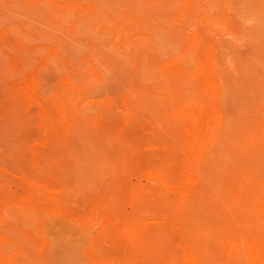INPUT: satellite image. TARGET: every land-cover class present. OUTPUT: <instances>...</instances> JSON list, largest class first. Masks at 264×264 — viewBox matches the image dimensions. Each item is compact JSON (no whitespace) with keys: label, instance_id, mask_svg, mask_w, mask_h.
<instances>
[{"label":"rangeland","instance_id":"1","mask_svg":"<svg viewBox=\"0 0 264 264\" xmlns=\"http://www.w3.org/2000/svg\"><path fill=\"white\" fill-rule=\"evenodd\" d=\"M16 1L18 2V4H16ZM19 1H21L22 4L23 3L30 4L29 2H31V6H33V8L31 7L33 14L39 13L38 15L41 16L40 14L42 12L43 13L45 12L44 16L42 18L43 21L46 20L44 17H46L45 15H47L46 14L47 11H48V15H49V13H51L53 11L52 14H50V17H52V18H50V17H49L50 19L47 18L48 23H47V20H46V22H40L39 21L40 18H38L35 14L34 15L30 14L31 9H30L29 5L28 6L26 5V7H27V9H30V10L28 11L25 8L26 9V10H24L25 14L23 13V11L19 12L20 9H23V7ZM40 1L44 2V5H45V3H47L48 5L46 4L47 6H45V7L41 6L43 3L41 4ZM99 1H102V2H99ZM111 1L112 2L114 1V2L110 3ZM138 1L139 0H126V1L125 0H15L14 4L16 6L14 8L17 11V13H16V11L13 12L15 18L13 16H11V18L5 17V14L0 15V50H1V52L3 51L2 53H4V51H7L8 53H9V51H11L10 52L11 54L9 53L11 55L10 57H12L11 58L12 59L11 68L14 67L17 70L20 69V71H19L20 74H18V77L16 78L15 76H17V75L15 73L17 70L12 68L13 70H15V73L12 72L15 75H13L10 72L9 78L12 79V82L10 79H8L9 80L8 81L9 82L8 88L9 87L11 88V90L10 89L9 90L13 94H15V92H16V96L15 95L12 96L11 93H9V92L5 93L6 91L3 92L4 89L1 92V87H2L1 81H2V79H3V81H5V78H3V77H2V79L0 78V109L7 108V112H9V110H14V109L20 110L22 108L21 106H23V108L25 109L24 112L23 111L21 112V110L19 111L22 114L21 118L16 117L17 120L22 119L20 122L15 121L16 120L14 118L16 116L15 111H14L15 113L13 114V117L11 116L13 111H11V114L10 113L6 114V115L10 114L11 117H9V118L7 117L6 120L7 119L12 120V123L14 122V124H13L14 126H12V127H15V129L14 128H12V129L8 128V126H9L8 125V126H2L3 127V128H1L2 130H0V134L3 133L2 138L4 139V142L6 141V138H7V140L10 141V144H9V141H7V143H4L1 141L2 138L0 137V149L3 150L2 152L0 151V153H1L0 158L2 157L1 159L3 160V162H5V163H2L1 162L2 160L0 159V264H151L150 260H152V258L155 257V255H156V257H155L156 259L154 258L155 261L152 260V261H154L153 262L154 264H157L155 262H159L158 264H160L161 262L163 264L164 263L167 264L163 260H167V262H169V264H171V262L173 264H181V263L182 264H186V263L189 264V262L186 261L187 259L185 257V253L183 252V250L181 248V245L178 249L177 248L178 246L176 245L177 247H175V244H173V243H176V244L178 243V241H177L178 239L174 238L175 236H171V237H173L171 239L172 243H170L171 240L167 241L166 237L163 238L164 242H168V246H169V250H167L165 253H159L156 250L155 245L152 244L151 245L152 248H151L150 245L148 246V244L145 241H143L144 242L143 244L146 243V245L144 247L141 243L142 241H138L139 244L141 243L140 244L141 246L139 249V246H138L139 244L135 243V242L137 239L138 240H140V239L138 237L136 240L135 239L133 240L132 237L134 236V233H133L134 230L129 229V226H130V228H132L131 225L133 226L132 223H129V222H132V217L134 215V213H133L134 210H132L133 209V205H132L133 204V202H132L133 201L132 200L133 194L131 192L125 191V190H124V192L122 191L123 194H117V193L114 194L113 191L112 192H109V191L104 192L105 188L102 189L103 187H101L104 183H103V181L101 182V180H99V177L97 175L93 174V176L90 177L87 175V172L84 170L85 168L83 169V171L81 170L83 168L82 167L83 162L80 163L82 165V166H79L80 170L78 169V164H79L78 162H81V161H78V158L72 159V156L73 157L76 156L75 153L73 152V150L75 149L74 145L77 146V142L70 140L71 132L68 129V127L66 126L65 112L63 110V107H65L67 104L65 102V101H67L66 99H69V96H66V95H69L68 94L69 83L67 80L70 78L68 76H71L70 75L71 73H69V72H71V70L69 69L68 63L65 60H62L63 58L60 59V57L59 58L57 57L58 51L61 52V49H59L58 47H61L60 43L65 42V40L67 41L66 38L68 36L72 35L73 39H68V40H70L69 43L71 41H73V42L76 41L73 44H76L77 48H73V44H72L71 49H73V50L78 49L77 50L78 52H76V50H74L73 52H76L79 54V56H80L79 62L81 63L83 61L89 60L90 57H93L94 56L93 52H97L98 48H99L98 52H100L101 50L104 49V47H103L104 43L103 44L100 43L101 45H99L97 41L102 42L101 37L103 36L102 35L103 31H110L111 36L112 35L114 36L112 38L113 40L117 39L116 41L118 43H121V44L128 43V44H130L131 49L135 50L134 57L136 59V63H137L138 58L141 59L142 57H145L144 55H146L145 59L147 61L145 60V63H147L148 65H151V63H152L151 59L155 55L154 51L152 50V47L154 44H152L151 41L152 42L154 41V43H155L158 41V39L160 40L162 38L163 41L167 40V42H168V40H170V42H174V43H172L173 45L169 44V47H170L169 49H172L170 51H169L167 45L165 48L161 43V45L163 46V49L161 48L162 53L168 52L171 55H169L168 53L166 54L169 56V57L167 56L168 59L163 57L164 54L160 55L158 57L159 58L158 63L155 66V69H156L155 73H157L158 70L159 71L161 70V72H158L157 74H159V73L161 74L162 72H164L167 75L162 73L161 74L162 76L157 75V80H153V78L147 77L146 81H144V82L142 81L143 82L142 84H146V85H148V84L152 85L155 83L163 84L164 80H165V84L169 83L167 86L169 89L171 87V89L169 90L167 95L168 96L172 95V94L174 95V96L172 95L173 98H171L174 100L173 101L174 104L172 102L171 105L168 106L171 108L168 109L166 114L170 115V117H172V119L174 120V123L176 124V129L172 135H168V136L164 135L163 137H160V138L152 135V132H154V134L157 135L156 130L159 131L158 128H154V126L158 127L155 125V122H153V120L156 121V119L153 117H152L153 119L150 118L152 115L150 114V112H148L149 110L142 108L140 105H138L139 103H137L138 101H136L137 100L136 98H131V97H134V95H135L134 92L136 90H134V88L138 89L141 87L140 86L141 84L140 85L136 84V82H138V83L141 82V80H139L140 76L138 77V75H136V72L134 74L136 67L134 68V70L129 72V75L130 76L132 75V77H133V79H132V77L129 78V79H132V81L128 80L129 86H126V87L121 86V88L124 87L125 90H123V88L121 89L120 86L119 87L117 86L114 89L116 91V94L114 93V95L111 94L114 90L110 91V93H109L110 95H105V94H108V93H106L107 89L104 90V88H103V90H101V88H96V90L102 91L100 93H99V91H97L100 94V96H99V94L97 92H94L95 89L90 90L89 88H87L83 85L77 84V82H76L77 85L75 84V87H72L75 90V94H77V96L75 95L73 98L74 101H73V99L71 100L74 102V104H73V106H74L73 111L74 112L80 111L86 107V109H88L89 112L87 110H85V114H93L97 118L98 117L101 118V116H105V117H103V120L105 123H108V124H105V126L106 125L108 126L110 124V126L106 127V129H107V131L111 132L112 135L105 139L106 143H105V140L104 141L102 140V144H103L102 147L104 149V150L102 149V151L105 153L110 152V156L114 157L115 158L114 161L117 163H122L123 160L126 162V160H127L126 163H128V165H127L128 167L126 169L127 171H124V173L128 174L127 175L128 180L132 179L131 184H133L134 187H135V185H137V183H138V185H140V183H141L140 186H143V185L146 186L147 185V187H142V188H149L150 186H152V187L154 186L155 188L154 187L153 188L150 187V188L154 189V191H156V192H160L159 190L161 187L159 188L157 186L158 185L160 186V184L162 186L163 183H161V181L158 179L154 180V179L150 178L149 173L152 170L151 168L153 167V165L155 163L158 164L160 162V160H161V162L159 164H163L162 161L164 159H165L164 162L165 163L167 162L169 165L170 164L169 160L167 159V161H166L167 154H169L168 158H171L173 160L174 165H176V166L181 165L185 155L187 154L186 153L187 142L190 141V139L192 140L193 137L203 136V138H204L206 136L204 139L207 140L206 144H208V146H210L208 149H206L208 147L206 145L207 147H200V148L196 149L195 153L193 151L191 152L194 154V156L200 154L199 157L196 156V159L200 158L198 160H195V157L193 156L194 161H197L198 164L206 163L205 158H207L208 155L210 156V157H208L209 160L211 159V157L213 155H214L213 160H217V159H219L220 153L223 152L222 150H226V148L230 149L231 147L233 149L235 147L234 145L241 144L242 143L241 138L243 136L240 135V132H239L240 129H241V131H243V135H245V131H246V134H247V136H249L250 139L254 138V136L256 134L255 130L252 131L251 128H248L246 125L245 117L241 116L238 110H235L232 108L234 107V104H235L234 100H236L234 98H237L236 94L238 91H236V90H240V86H241L244 89L243 91L245 92V95H247V97L244 95L245 99H243V100L247 101V99H248V101H249L251 98H252L251 100H253V98H254L253 101L250 100V102H251L250 107H255V110L257 109L256 111H258V112L260 109H261L260 112L262 110H264V107H262V105L260 106V104H259V101H262V99L264 98V96H263V98L261 97V95L264 93V90H263L264 84H263V82H261V79L262 80L264 79V0H145V3H143L142 5L140 3H138ZM37 2H39V3L37 4ZM105 2H108L109 5ZM116 2L119 3V6H118V4H116V7H115L114 3H116ZM142 2H144V0ZM161 2H163L162 5H161ZM101 3H105L104 6L106 7L107 10L105 8H102L104 6ZM121 3H123L122 7L120 5ZM157 3H160L159 6ZM25 4H23V6ZM39 4L42 7V9L39 8ZM34 5L35 6L38 5L37 8H39L40 11L41 10L42 11L40 12L39 9H37L39 11L37 13V10H36ZM17 6L18 7L21 6L22 8L19 7L20 8L19 9ZM110 6H112V7H110ZM154 6H155L156 10H155ZM162 6H164L163 8H165V9H167L169 7V10L167 9L166 10L167 12H166L165 10L162 9ZM98 7L102 8V9H100ZM160 7L162 10L160 9ZM16 8H18V10ZM112 8L115 9V10H113V12L115 11L114 15L112 12ZM125 8H126V10H125ZM45 9H47V10H45ZM68 9H72L73 11L71 10V13L69 14V13H67ZM54 12H55V15H54ZM22 13L24 14V16L20 15ZM26 13H28L27 15L29 17H27ZM65 13L68 17H70L69 15H71V18H72V20L70 21V19L66 16L68 18L67 20L65 19L67 21L66 24L63 23V21L66 22L64 20ZM103 13L106 14V16L108 15V18L110 19L109 22L112 21V24H114V26H112V24H111V26L107 25L106 22L104 23V21L107 20L106 18L103 21L102 20L103 18L98 17V16H100V14L102 15ZM145 14H147L146 15L147 17L145 16ZM150 14H151V16L149 18L148 16ZM31 16L32 17L35 16L36 19H33ZM96 17H98V18H96ZM27 18H28V20H29V18L32 19V20H30L31 24L29 23V21H27ZM128 20L130 21V23L128 22ZM34 22H40L43 25L42 24L39 25V23H34ZM88 22H89V24H88ZM45 23H47V24H45ZM80 24H81V26H80V30H79L78 25H80ZM27 25H30V27H27ZM53 25H55V26L59 25V27H54ZM168 25H171V26H168ZM34 26H35V28H33ZM43 26H46V27L48 26L50 29L47 27L48 29L45 30L46 27L42 28ZM116 26H117V28H116ZM37 28H38V30H36V33H35L34 30ZM53 28H54V30H52ZM77 28H78V30H77ZM81 28L82 29L84 28L86 31H84V29L82 30ZM161 28L163 29V31ZM42 29H43V31H42ZM148 29H149V31H147ZM164 29L166 32H164ZM132 30L133 31L135 30V32H133ZM18 31H20L21 36H20V33ZM51 31L52 32L54 31V32L52 33ZM60 31H62V32L59 33ZM80 31L86 32L88 35L93 37L92 38L93 40L90 37H86L88 35L83 33V32H80ZM38 32H40V33H38ZM76 32H78V33H76ZM79 32L82 34H80ZM93 32H94L95 36L93 35ZM98 32H100L99 34H101L102 36H100L98 34ZM161 33H163L162 35H164L165 38H167V39H163L164 37H156V34L158 36H160ZM24 34L25 35L27 34L28 36L23 37ZM51 34L53 35V37ZM29 35H30V37L33 36L34 38L33 37H32V39L29 38ZM82 35H84V36H82ZM98 36H100V37H98ZM42 37H43V40L41 39ZM96 37L100 38L101 40L98 38L96 39ZM142 37H144V39H142ZM27 38H28V40L31 39L32 41L30 40V43L34 42V44H30L27 41ZM61 38H62V41H61ZM134 38H140V39L134 40ZM24 39H26L27 43H25L26 41ZM35 39L37 41H35ZM95 39L97 41H94ZM145 39H146L147 43L145 42ZM124 40H126V41H124ZM43 41H44V43H43ZM81 41H82V44H81ZM86 41H87V44L89 43L88 46L86 45ZM167 42H165V43L163 42V43L166 44ZM3 43H5V44L3 45ZM28 43H29V45H28ZM142 43H143V45H142ZM79 44H80V47L83 45L82 47H84L85 53H83V49H81V50L79 49ZM149 44H151V46ZM159 45H160V41H159ZM37 46L38 47L42 46V48L40 47L38 51L40 52L42 50L43 52L41 51L40 53H45V54H40L38 56L37 54H39V52L37 51V48H38ZM99 46H101V47H99ZM138 47H139V49H138L139 51L136 50ZM24 49H25V52L27 49L30 50L29 52L28 51L26 52L27 53L26 57L24 55H22L25 53ZM33 49H36V50H34L36 52L34 54L32 51V53H33V55H32L31 50H33ZM95 49H97V50H95ZM45 50H46V52H45ZM144 53H146V54H144ZM147 53H148V55H147ZM4 54H7V53H4ZM54 54H55V58L57 57L58 60L60 59L62 61L61 63L66 64L65 68L68 67L69 71L67 73L65 71L63 74H61V75L59 74L56 77H54L53 79H50V78H48V79L44 78L43 79L42 77L45 76L47 73L48 74L51 72L53 73V69L55 68V66L52 63L55 61V58H53L54 56L50 57L51 59H53V60H51L49 58V56H52ZM20 55H22L21 57L23 60H24V58H27L25 60L28 62H29L28 55L30 57L36 58L35 59L36 61L33 58H29V59H31V62L35 63V64L31 63V65L33 64L34 66L33 65L29 66V69H28L29 72H27L28 70H26L23 67L22 63L20 62L21 61ZM35 55H37V56L35 57ZM83 55H85V56H83ZM23 56H24V58H23ZM76 56H78V55L76 54ZM230 58H232V59L230 60ZM24 61H23V64H24ZM26 61H25V63H27ZM221 61H222V63H224V65L221 64ZM56 62H57V60L55 61V63ZM161 62H162V64H160ZM80 63H78L77 65H74L73 69H76ZM64 64H63V66H64ZM27 65H29V64H26L24 66H26L28 68ZM97 65H100V64L97 63ZM90 66H91V64H90ZM101 67L102 66L100 65L99 71H98V73L100 75H102L103 74L102 72L105 70V68L103 70V69H101ZM219 67H221L222 69L224 68V69L221 70V68H219ZM238 67H240V68L238 69ZM229 68L232 70H230ZM101 70H102V72H101ZM218 70H221V71H218ZM224 70H226L227 73H225ZM21 71L22 72L26 71V73H24V74L22 73V75H21ZM49 71H51V72H49ZM83 71H84L83 74L87 75V74H85V73H87V69L83 68ZM165 71L168 72L169 74L166 73ZM230 71H231V73H230ZM43 74H45V75H43ZM48 74L46 76L50 77L51 75L49 74V76H48ZM226 74H227L228 78H225ZM11 75H13L14 77L13 76L11 77ZM163 75L166 76L167 78L165 77L163 79H160V77L162 78ZM243 75L245 76V78ZM229 76L232 77L231 78L232 80H234L233 83L232 82L230 83V81H232V80L229 79ZM19 77H20V80L18 81ZM22 78H23V81H21ZM30 78H32V79H30ZM35 78H36V80H35ZM126 78L128 79V77H125V79ZM171 78L173 80H171ZM257 78L258 79L260 78V79L258 80ZM49 79L51 81L52 80L54 81V79H56L54 82H52L53 86H54V83H55V86H57V84L59 86H60V84H63V88L59 87V86H57V88L55 86L52 87V85H50ZM127 79H126V81L122 80L120 82V85H122L123 82H127ZM154 79H156V78H154ZM158 79H160V80H158ZM179 79H180V81H179ZM227 79H229L230 81H227ZM45 80H47V81H45ZM169 80H171V81H169ZM256 80H258V81H256ZM27 81H30L31 83L28 82L29 85H27L26 84ZM44 81L49 83V85L47 83H44ZM166 81L168 83H166ZM158 82H161V83H158ZM223 82L226 83L225 85H228L226 87H229V86H230V88L232 87V91L230 88L225 87L227 92H221L224 90L223 86H225L223 84ZM259 82H261V83L259 84ZM128 83H125V84L123 83V84L127 85ZM24 84H25V86H24ZM165 84L160 85L162 90H165L167 88V87L165 88V86H164ZM251 84H252V87H251ZM255 84L259 85L260 87L256 86ZM26 85L29 88H27ZM22 86L24 87L23 89L21 88ZM157 86H159V85H157ZM160 86H159V88H160ZM3 88H4V86H3ZM25 88L27 91L24 90ZM117 88H119L120 90H118ZM126 88H127V90H126ZM168 88H167V91H168ZM15 89H16V91H14ZM56 89H57V91H56ZM64 89H65V91H63ZM88 89L90 91H88ZM261 89L263 92L260 94L259 91H261ZM9 90H7V91H9ZM49 90H51V91L49 92ZM60 90H62V91H60ZM130 90H131V92H130ZM241 90H242V88H241ZM66 91H67V93H66ZM118 91H120V93H117ZM233 91L236 93H233ZM253 91H254V93L252 94ZM256 91H258V92H256ZM61 92L63 95L61 94ZM86 92L87 93L89 92L88 93L89 95L88 94L86 95ZM126 92H127V94H126ZM4 93L6 95H4ZM225 93H227V95ZM17 94L20 95V97H18ZM232 94H234L233 96H235V97H233ZM223 95H224V97H223ZM7 96L9 97V100H8ZM248 96H250V97H248ZM6 97H7V99H6ZM114 97H116V98L118 97L117 98L118 100L124 99L122 101L123 103L121 101H119L121 104H117L118 100ZM260 97H261V100H260ZM222 98H223V101L221 100ZM12 99L14 101H21L23 103V105H22V103H21V106L17 105L16 104L17 102L14 104ZM132 99L133 100L135 99V100L133 101ZM228 99H232V100L234 99L233 100L234 103L232 102V104H230L229 101H232V100H228ZM227 100H228V102H227ZM255 100H256V102H255ZM239 101H241V100H239ZM245 101H241V102L243 103ZM248 101H247V103H248ZM11 102H13V103H11ZM106 102L110 103L111 106H112V104H114V102H116V104H114L112 106L113 107L112 112L115 113V116L113 115L115 117L114 119L109 118V119H111V120H109L108 116L106 117V115H105L106 109H105V111H103L105 107L110 106V104L108 106V103H106ZM221 102H222V104H221ZM92 103H96L98 106L101 105L100 107L102 109V113L98 112V111H100V109L97 110V108H96L97 105L96 104L92 105ZM133 103H134L133 106L136 107L137 109L136 108L134 109V107H133V109L135 111V115L131 114L132 115V117H131V115L128 114L129 113L128 110H129V104L132 105ZM227 103L229 104V106ZM239 103L240 102L237 103V107L240 109V106L242 103H240V104ZM224 104L226 105L225 106L226 108L224 107ZM243 104H242V106H243ZM14 105L15 106L17 105V106L14 107ZM119 105H121V106L119 107ZM18 106H20V107H18ZM114 106H116V107H114ZM168 107H165L162 105V107H160L161 108L160 110H162V109L164 110ZM234 108H236V107H234ZM242 108L243 107H241V109ZM92 109H94V110H92ZM122 109H123V112H122ZM90 110H92L94 113L90 112ZM225 110H226V112H225ZM5 111H6V109H5ZM5 111L3 112V110H1V112H3V114L0 112V119H3V121L2 120L0 121V125L10 123V126H11L12 123L10 120H8L10 122H8V121L6 122V120H4V118L6 116ZM96 112H98V113H96ZM112 112H111V115L113 114ZM161 112L163 113V111H161ZM232 112H235V113H232ZM27 113H28V115L26 116ZM147 113L151 116H149ZM119 114H120V116H119ZM1 115L2 116L4 115V117H2ZM23 115H25V116L23 117ZM111 115L109 117H113ZM116 115H118V118ZM126 116L131 117V119L127 118ZM133 117L135 118L136 123L134 122V119L132 120ZM137 117L139 118V120L136 119ZM47 118L49 121L45 122V120H47ZM106 119H108V120H106ZM128 119H129V121H128ZM205 119H206V121L203 122V120H205ZM112 120L115 123L110 122ZM131 120H132V123H131ZM198 120H200V121H198ZM239 120H241L242 124L240 122H239L240 124H236V123H238ZM71 121H72V124L78 123L77 122L78 120H76L74 122H73V120H71ZM197 121L199 123H196ZM209 121H210V124L208 123ZM213 121H214V123H213ZM4 122H6V123H4ZM137 122H138V124H137ZM201 122L205 123V124H202ZM206 122L208 123V126L212 129V134H211V130L209 131L210 128L207 129V125H206L207 123ZM227 122H229L228 123L229 125L231 124L229 126V129H228V127L226 128V126H228V125L225 126V124ZM232 122L234 123V127H233ZM134 123L137 126H135ZM78 124H80V123H78ZM221 124H224V126L226 128V132L222 131L224 126L222 127V130H221V127H219ZM200 125L202 127L204 125L203 128H206L205 130L209 131V132H207L208 134L206 133V131L202 127H200ZM212 125H214V126H212ZM239 126H241V127H239ZM199 128H200V130H199ZM3 129L4 130L10 129V133L12 134L11 137L13 138L14 141L12 140V138L10 139V137H9L10 135L8 134L9 131L6 130L7 132H5ZM126 129H127V132H123V131H126ZM214 129L216 131H214ZM218 129L221 131H219ZM16 130L18 132H16ZM231 130H232V132H231ZM250 131H252L251 132L252 134L250 133ZM30 132H32V133H30ZM195 132H199L200 134L195 133ZM201 132H202V134H201ZM203 132H205V133H203ZM219 132L222 134L226 133V135L228 134L227 136L229 138V141L232 137L230 142L227 140L229 145L223 146L222 143H225V142H222V140H221L222 143H221V148H220V146H219L220 144L218 145L219 142L216 139V137L220 134ZM233 132L234 133L239 132L238 137L241 136L240 138H238L239 144H238V141L235 142V138L237 137V135L233 134ZM248 132H249V134H248ZM5 133L8 134V137L5 136L6 135ZM209 133L211 134V137L214 139V142L211 140L212 138H210ZM230 133H232V134H230ZM16 134H19V135H16ZM20 134H22L23 136ZM28 134H30V135L32 134V136H34V137H32ZM241 134H242V132H241ZM24 135H25V137H24ZM120 135H121V137H120ZM230 135H231V137H229ZM16 137L19 138L20 142L17 140L18 138H16ZM50 137H51V140H52V138L53 139L56 138L55 141H58V143L57 142L53 143L54 141L52 140L51 142L53 143L52 146L54 149L48 150L49 154L51 152V156H53L54 159L55 158L58 159V160L56 159V162H54L52 160L49 161L50 159L48 160V158H47L49 156L48 154H45V158H47V159H45L44 155H43L44 151H45L44 153H48V152H46L47 150L45 148H47V146L49 147V144H52V143H50V140L48 142V139ZM22 139H27V141L26 140L22 141ZM125 139H126V141H125ZM208 139L211 142H209ZM239 139H241V140H239ZM11 140H12L13 144L11 143ZM110 140H112V141H110ZM109 141H110V143H109ZM215 141L218 143H215ZM21 142H22V144L24 142L25 147L23 145H21ZM69 142H73L74 144L71 143V145H69L70 144ZM111 142H113V145H114V146L112 145V147L109 146L111 144ZM15 143L17 146L16 145L14 146ZM231 143H232V146H231ZM10 145L17 147V148L19 146L20 148H23L24 150L19 149V148L16 149L14 147H11ZM185 145H186V147H185ZM70 146H72L71 149H70ZM226 146H228V147H226ZM223 147H225V149ZM50 148H47V149H50ZM56 148H58L59 150H62L63 152L58 153L59 150L57 151ZM201 148H205V149L201 150ZM218 148L220 150H218ZM247 148H248V146L245 148H242V150L244 149L243 151H246ZM11 149H12V151H11ZM7 150H9V151H7ZM38 150L42 154H40ZM211 150L214 151L215 153L213 154L211 152ZM240 150L241 149L236 148V151H233V150H232L233 152L231 151L233 153V155L235 156V159L237 157L236 160H239V158H241L240 157L241 154H239ZM242 150H241V153H242ZM56 151H57V153H56L57 155H53V154H55ZM205 151L206 152L210 151V152H208L209 154L207 155V153ZM227 151H228V149H227ZM8 152H11V153L17 152L15 154H17L19 156L21 164H23V163L24 164L21 165L20 162H18V160L16 158H14V157H17V155H15L14 153H12V155H14V156L10 155L8 157L7 156ZM65 152H67L68 155ZM64 153L68 157L67 156L63 157ZM117 153H118V156H115ZM205 153L207 156L205 155ZM210 153H212L213 155ZM119 154H121V155H119ZM20 155H21V157H20ZM23 155H24V157H22ZM26 155L30 157L29 159L31 160V162L28 159V157L26 159L29 162L27 160H23V159H25ZM34 155H36V156H34ZM60 155H62V156H60ZM158 155H160V156L163 155V156H162V158L161 157L157 158ZM204 155H205V157H204ZM216 155H218L217 158H216ZM38 156H39V158H38ZM51 156H49V158H52ZM35 158L38 159L39 161H41V160H43V161H41L40 162L41 164H39L35 161L36 160ZM41 158H43V159H41ZM202 159H204L203 160L204 162H201ZM21 160L24 162H22ZM44 161H46V162H44ZM72 161L76 164H74ZM148 161H150V162L148 163ZM211 161H212V159L210 160V162ZM42 162H44L48 166H50L51 165L50 163H52L51 168L49 167V170L51 169L52 171L49 172V170H47L48 167H45V164ZM146 162L148 163L147 166H146V164H147ZM207 162H208V159H207ZM25 163H27V165ZM62 163H64L65 166L68 163L70 164L69 169H71L73 171V172L71 171L72 174L74 175V177L78 176V178H79V179H77V183H73L74 182L73 180H76V178L72 177L73 176L72 174H70V175H68L69 173L67 174V172L69 170L66 169L67 167H65L64 164L62 165ZM129 163L131 165H129ZM54 164L57 166L54 167L55 166ZM59 164H61V165H59ZM157 164H155L156 167H157ZM40 165L42 166V168ZM133 165H134V167H133ZM171 165H172V163H171ZM74 166H76L77 170H79V171L74 169ZM165 166H167V164ZM145 167L146 168L148 167L150 170H148V169L145 170L146 169ZM156 167H153V169L155 171H156ZM17 168H19L21 170L20 171L18 170L19 171L18 172L15 170ZM57 168H59V170H60V168L65 169V170H62V172L64 171L63 172L64 175L61 172L63 176L61 175L60 172L58 174L59 170L53 171V169L56 170ZM24 170H26L27 172L26 171L24 172ZM144 170L147 172H145ZM32 171H34V172H32ZM31 172L34 174L31 176V177L34 176V178H32L33 180L32 179L30 180L31 177L29 176L32 174ZM37 172H39V174ZM140 172L144 173V176ZM79 173L80 174L82 173L81 177H79L80 176ZM120 173H123V171H121ZM24 174H27V175H24ZM55 174H56V176H55ZM145 174L149 175V177H147ZM145 176H146V178H149V179H147L148 181L146 180ZM68 177L70 179V182L68 181L69 180ZM83 177H85V178L87 177V179H85L84 181L88 180L87 181V183L89 182L88 185H86V182L84 184V181L81 182L80 179ZM26 178H28L29 180H27ZM63 178H64V181L68 179L67 184L70 186L71 193H70V190L67 191L66 188H68V186H66V184H65L66 182L63 181ZM93 179H95V180H93ZM96 179H98L97 181H99V182H96ZM140 179H142V182ZM143 179H145V180H143ZM25 180H27L26 181L27 184H26ZM138 180L140 182H138ZM31 181H35V182L31 183ZM60 181H62V183H61L62 185L60 184ZM78 181H80L81 183L80 182L78 183ZM151 181H153V182H151ZM155 181L157 183L159 182L158 185ZM57 182L59 183V185ZM148 182L153 184V185L150 184V186H148L149 185ZM91 183H93L92 184L93 186L91 185ZM28 185H30V186H28ZM80 185L84 186V188L83 187L81 188ZM85 185H86V187H85ZM184 185L186 186L187 183H184V184L177 183V186L174 185L173 186L174 188L172 190H171V188H168L170 190L169 192H171V194H174V195L178 193V195H179L181 193L180 190H183V191L185 190ZM61 186H62V188H63V186H66V188H65L66 192H64V190L60 189ZM96 186H98L99 188H98V191H96L95 193L97 194V196L98 195L100 196V194H102L100 197L99 196L95 197L94 191L93 192L90 191V189L92 187H94L96 190V188H97ZM103 186H105V185H103ZM178 186H180V187H178ZM35 187L37 190L38 189L41 190V193L39 191L37 192V190H35ZM89 187H90V189H89ZM164 187H166V185H164ZM94 188H92V189H94ZM99 189H101V190H99ZM163 189L164 188L161 189L162 190L161 192H165V193L168 192V190L163 191ZM34 190H35V193H38V195L40 194V196H38L39 199L36 198L37 194H34V192H33ZM105 190H107V189H105ZM59 192H61V193L64 192V195L68 192L69 196L72 195V193H73L74 196H70L69 199L70 198L71 199L70 200L68 199L69 201L64 200L66 202V204H65V202L63 200L60 202V200L62 198L65 199L64 198L65 196ZM56 193H57V195H56ZM111 193H113V197H115V198L119 199V197H120L122 202L120 199L119 200L118 199L113 200L114 198L111 197L112 196ZM128 193L130 194L131 198H130ZM60 194L62 195V197L61 196L58 197ZM124 194H126V195H124ZM104 195H105L106 199H104L105 198V197H103ZM128 196H129L130 200L127 199ZM34 197L36 199H34ZM59 198H61V199H59ZM67 198L68 197H66V199ZM122 198H124L125 201ZM54 199H57V201L59 200L60 203L53 201ZM116 200H118V201H116ZM25 201H26L27 205H26ZM110 201L113 202L112 203L113 205H110ZM28 202L31 204V206ZM101 202L103 203V205ZM119 202H121V203H119ZM41 203H43V204H41ZM107 203L109 204L108 207H107ZM128 203H129V206H128ZM60 205H62V206H60ZM32 206L33 207L35 206V207L33 208ZM112 206L115 207L117 210L113 209ZM30 207L33 209L32 211H30V209H31ZM11 208L13 211H15V209L17 208L16 209L17 211H15V212L12 211L13 213L10 212L13 215L15 213L16 216L10 215L11 217H9V215L8 216L6 215V214H8L9 211H11ZM18 208H21V209L18 210ZM27 208H30V209H27ZM8 209H9V211H8ZM25 209H27V211H26V212H28L27 214L25 212ZM110 210H112V211H110ZM118 210H122V211H119V213H120L119 217H118V213H117ZM18 211H21V215L23 214L22 216H24V218L22 216H20L19 213L17 215L16 212H18ZM157 211H159L158 207H157ZM114 212H116L117 214L114 215ZM127 212H128V216L130 217L129 218L130 220L128 218L126 219V217H125V215L127 216ZM124 213H125V215H124ZM143 213L141 215H143ZM25 214H26V217H25ZM28 214H31V215L35 214V215L33 217V215L28 216ZM145 214L146 213H144V215ZM144 215L142 216V218L143 217L144 218L143 219L141 218L142 220L145 221V222H143L144 224L147 223V224L153 225V223H155L154 221L149 220L148 216L145 215L146 216L145 217ZM27 218H28V220H27ZM146 218H147V220H145ZM17 219H18V221H17ZM30 220L32 222H30ZM21 221L25 222V223H22ZM115 221H117V222H115ZM66 223H68V224H66ZM126 224L128 226V229L132 230V231H130V233L131 232L133 233V235L131 233L132 237L127 235V233H129L128 232L129 230H127V233H126V230H125V228L127 229ZM70 226H71V228H70ZM124 226H125V228H123ZM79 230L81 231V233H77V232H80ZM70 232H72V233H70ZM84 232H85V234H84ZM130 233H129V235H130ZM82 234H84L83 236H85V238L82 236ZM76 235L80 236L81 238L79 237V239H78L77 238L78 236H76ZM136 236H134V238ZM168 237H170V236H168ZM73 238H74V240H73ZM29 239H32L34 242H36V244H38L37 250L36 249L34 250V248L32 247V240H29ZM165 239H166V241H165ZM169 239L170 238H168V240ZM76 240L81 241L80 242L81 244H79V242H76ZM87 240H89V243L87 242ZM25 241H26V244H25ZM67 241L70 245L67 243ZM133 241H135V242L133 243ZM82 242L84 244L88 243V245H84V244H82ZM85 242H87V243H85ZM27 243L30 245V248L32 247L31 249H33V251H35V252H32L31 249L28 250L29 247L26 248ZM132 244H134L136 246H134ZM172 244L174 246H172V249H171ZM29 245H27V246H29ZM85 246H87L86 249H85ZM34 247H36V246H34ZM71 247H72V249H71ZM79 247H81L82 249ZM173 247H175V248H173ZM144 249L148 250V251H145ZM141 250H143V251H141ZM27 251H31V252H27ZM152 252H154V253H152ZM167 254H169V255H167ZM232 254L233 253H231L230 250H226L223 253V255H224V256L222 255L223 261L227 262L225 264H233L235 262V259L238 258L237 256L232 255ZM225 256H227L228 258H226ZM159 257L160 258L162 257V259H161L162 261L160 259H157ZM101 261H103V262H101ZM231 261H234V262H231ZM229 262H231V263H229ZM242 263H244V262H242ZM242 263H240V264H242Z\"/></svg>","mask_w":264,"mask_h":264},{"label":"bare ground","instance_id":"2","mask_svg":"<svg viewBox=\"0 0 264 264\" xmlns=\"http://www.w3.org/2000/svg\"><path fill=\"white\" fill-rule=\"evenodd\" d=\"M126 1V0H125ZM140 1V2H139ZM138 1V3H140L141 5L143 4V3H145V0H144V2H142L143 0H139ZM14 2H15V0H0V15H4L5 14V17H10L11 18V16H13L14 18H15V16H14V11H16L15 10V4H14ZM20 2V4L22 5V7H23V9H20V8H22L21 6H17L20 10H19V12H22L23 11V13L25 14V12H24V10H26L27 9V7H26V5L28 6H30V9H31V15H36L38 18H40V22H46V20H47V18H49L50 17V14H52V12L51 13H49V15H48V11L46 12V14L48 15H45L46 17H44L46 20H42V18H43V16H44V13L42 12L40 15L41 16H39L38 14V12L40 11V9H42V7L41 6H47L48 4L47 3H45V5H44V2H41L40 1V3L42 4L41 6H40V4H39V8H37V6H35V8H36V10L37 9H39V11L37 10V13L38 14H36V13H32V8H33V6H31V2H29L30 4H28V3H23V4H25L24 6H23V4L21 3V1H19ZM99 2H102V1H99ZM114 2V1H113ZM112 1L110 2V3H113ZM157 2V1H156ZM160 2V1H159ZM39 2H37V4H38ZM105 3H107L108 5H109V3L108 2H105ZM105 3H101L103 6H104V4ZM126 3V2H125ZM16 4H18V2L16 1ZM47 4V5H46ZM115 4V7H116V4H118V6H119V3H114ZM122 4L123 3H121L120 5H121V7H122ZM158 4V6H159V4L160 3H157ZM163 4V2H161V5ZM33 5V4H32ZM111 5V4H110ZM132 5V4H131ZM137 5V4H136ZM140 5V6H141ZM100 6V5H99ZM32 7V8H31ZM101 7V6H100ZM100 7H98V8H100ZM110 7H112V6H110ZM153 7V6H152ZM164 6H162V9L163 10H169V7L167 8V9H165V8H163ZM18 8H16L17 10H18ZM26 8V9H25ZM102 8H105L106 9V7L104 6V7H102ZM102 8H100V9H102ZM154 8H155V6H154ZM30 9H27L28 11L30 10ZM160 9H161V7H160ZM161 9V10H162ZM45 10H47V9H45ZM49 10V9H48ZM71 10L72 9H68V12L67 13H71ZM107 10V9H106ZM109 10V9H108ZM113 10H115V9H113L112 8V12H113ZM125 10H126V8H125ZM155 10H156V8H155ZM159 10V9H158ZM35 11V10H34ZM42 11V10H41ZM40 11V12H41ZM44 11V10H43ZM50 11V10H49ZM73 11V10H72ZM36 12V11H35ZM93 12V11H92ZM122 12V11H121ZM167 12V11H166ZM16 13H17V11H16ZM22 13V14H23ZM114 13H115V11L113 12V15H114ZM22 14H20L21 16H24V14L22 15ZM28 13H26V15H27ZM43 14V15H42ZM63 14V13H62ZM9 15V16H8ZM54 15H55V12H54ZM61 15V14H60ZM147 14H145V16H146ZM52 16V15H51ZM67 15H66V13H65V18H64V20L66 19H70V21L72 20V18H71V15H69L70 17H66ZM150 16H151V14L148 16L149 18H150ZM27 17H29L28 15H27ZM32 17V16H31ZM30 17V18H31ZM64 17V16H63ZM98 17H101V18H103L102 20L104 21V19L106 18L107 20L106 21H104V23L106 22V24L107 25H110L111 26V24H112V21L111 22H109L110 21V19L108 18V15L106 16V14H100V16H98ZM98 17H96V18H98ZM147 17V16H146ZM29 18V20H28V18H27V21H29V23L31 24V21L30 20H32V19H30ZM33 19H36V17L35 16H33L32 17ZM50 18H52V17H50ZM49 18V19H50ZM54 18V17H53ZM90 18V17H89ZM93 19V18H92ZM109 19V20H108ZM65 20V21H66ZM163 20V19H162ZM35 21V20H34ZM52 21V20H51ZM165 21V20H164ZM40 22H34V23H39V25H41L42 23H40ZM109 22V23H108ZM128 22L130 23V21L128 20ZM160 22V21H159ZM163 22V21H162ZM28 23V24H29ZM47 23H48V20H47ZM47 23H45V24H47ZM63 23H67V21L66 22H64L63 21ZM155 23V22H154ZM167 23V22H166ZM165 23V24H166ZM44 24V25H45ZM88 24H89V22H88ZM157 24V23H156ZM168 24V23H167ZM16 25V24H15ZM33 25V24H32ZM35 25V24H34ZM38 25V24H37ZM43 25V24H42ZM100 25V24H99ZM135 25V24H134ZM151 25V24H150ZM54 27H59V25L58 26H55V25H53ZM52 26V27H53ZM79 27V30H80V26H81V24L80 25H78ZM112 26H114V24H112ZM149 26V25H148ZM168 26H171V25H168ZM27 27H30V25H27ZM37 27V26H36ZM44 27H46V26H43L42 28H44ZM48 27V26H47ZM45 28V30L46 29H48V28ZM150 27V26H149ZM148 27V28H149ZM33 28H35V26L33 27ZM78 28H77V30H78ZM116 28H117V26H116ZM145 28V27H144ZM50 29V28H49ZM82 29V28H81ZM84 29V28H83ZM82 29V30H83ZM87 29V28H86ZM133 29V28H132ZM138 29V28H137ZM162 29V28H161ZM160 29V30H161ZM36 30H38V28L37 29H35L34 31H35V33H36ZM52 30H54V28L52 29ZM76 30V31H77ZM30 31V30H29ZM42 31H43V29H42ZM49 31V30H48ZM84 31H86L85 29H84ZM84 31H80V32H83V33H85V34H87L86 32H84ZM88 31V30H87ZM133 31V30H132ZM137 31V30H136ZM140 31V30H139ZM147 31H149V29L147 30ZM162 31H163V29H162ZM19 33H20V31H18ZM17 32V33H18ZM52 32V31H51ZM54 32V31H53ZM52 32V33H53ZM62 31H60L59 33H61ZM79 32V33H80ZM133 32H135V30L133 31ZM164 32H166L165 31V29H164ZM38 33H40V32H38ZM42 33V32H41ZM45 33V32H44ZM57 33V32H56ZM76 33H78V32H76ZM89 33V32H88ZM97 33V32H96ZM100 32H98V34H99ZM155 33V32H154ZM73 34V33H72ZM80 34H82V33H80ZM79 34V35H80ZM84 34V35H85ZM132 34V33H131ZM163 33H161L160 34V36H158L157 34H156V37H164L163 39H167V38H165V36L164 35H162ZM52 35V34H51ZM74 35V34H73ZM84 35H82V36H84ZM88 35V34H87ZM92 35V34H91ZM93 35H94V32H93ZM100 36H102L101 37V39H102V42H99V41H97L96 39L98 38V37H100V36H98V37H96V39L94 40V41H97L98 42V44L99 45H101L100 43H104L103 45V47H104V49L103 50H101L100 52H98V50H99V48H98V50L97 49H95V50H97V52H93L94 53V56L93 57H90V59L89 60H86V61H83V62H79V58H80V56H79V54L78 53H76V52H78L77 50L78 49H74V50H76V52H73L74 50L73 49H71V47H72V44L74 43V42H76V41H71L70 43H69V41L70 40H68V39H73V36L71 37V36H68L66 39H67V41L65 40V42H61L60 44V46L61 47H58L59 49H61V52H59L58 51V58L60 57V59H62V60H65L67 63H68V65H69V69L71 70V72H69V73H71L70 75L71 76H68V77H70L67 81H68V83H69V88H68V94L69 95H66V96H69V99H66L67 101H65L67 104H66V106L65 107H63V110H64V112H65V121H66V126L68 127V129L70 130V132H71V137H70V140H72V141H75V142H77V146L76 145H74V150H73V152L75 153V155L76 156H72V159H74V158H78V161H81V162H78L79 164H78V169L80 170V168H79V166H82L83 168L81 169L82 171H83V169L87 172V175L88 176H90V177H92L93 176V174H95V175H97L98 177H99V180H101V182L103 181V185H105V186H101V187H103L102 189H107V190H105L104 189V192L105 191H109V192H112L113 191V193L115 194V193H117V194H123V192H124V190L125 191H129V192H131L132 194H133V209L132 210H134V215H133V217H132V222H129V223H132L133 224V226L131 225V227L132 228H130V226H129V229H133L134 230V236H136L135 238H134V236L132 237V235H133V233H132V235H131V233H130V231H132V230H129L128 229V226H127V224H126V227H127V229L125 228V226L123 227V228H125V230H126V233H127V230H129L128 232L130 233V235H129V233H127V235L128 236H130V237H132V239L134 240H136L138 237H139V239L140 240H136V242L135 241H133V243L135 242V243H138L139 244V242L138 241H142L141 243H142V245H143V247L146 245V243L148 244V246L150 245V247L152 248V244L153 245H155V247H156V250L159 252V253H165L167 250H169V246H168V242H164V237H166L167 238V241H170L173 237H171V236H175L174 238H176V239H178L177 241H178V243L176 244V243H173V244H175V247H177L178 249H179V247H180V245H181V248H182V250H183V252L185 253V257H186V261L187 262H189V264H225V263H227V262H225V261H223V258H222V255H223V253L226 251V250H230V252L231 253H233L232 255H235V256H237L236 258L237 259H235V262L234 261H231V262H234L233 264H240V263H242V262H244V263H242V264H264V110H262L261 112H260V110H259V112L258 111H256L255 110V107H250L251 105V102H250V100L252 99H250L249 101H248V99H247V101H248V103H247V101H245V100H243V99H245L244 97L246 96L247 97V95H245V92L243 91L244 89H243V87H241L240 86V90H241V88H242V90L240 91V90H236L235 88L237 87H235L234 89L236 90V91H238L237 92V94H236V96H237V98H234V99H236V100H234L235 101V104H234V107H236V108H232V109H235V110H238L239 111V113H240V115L241 116H243V117H245V121H246V125H247V127L248 128H251L252 129V131L253 130H255V132H256V134H255V136H254V138H252V139H250L249 138V136H247V134H246V131H245V135H243V131H241V129L239 130V132H240V135H242L243 137L241 138L242 139V143L241 144H239V141H238V138H240V137H238L239 135H238V133L239 132H236V133H234L233 132V134H236L237 135V139L235 138V142L236 141H238V144L239 145H234L236 148H239V149H241L242 150V148H245V147H247L248 146V148H247V150L246 151H243L242 150V153H241V150H240V153L239 154H241L240 155V157L241 158H239V160H236L237 159V157H236V159H235V156L233 155V151H236V148L234 147L233 149H232V147L229 149V148H226V150H222L223 152L222 153H220V155H219V159H217V160H213V154L215 153L214 151H212L211 150V152L213 153H210V154H212L213 156L211 157V159H212V161L210 162V160H209V158L208 157H210L208 154V152H210V151H208V152H206L207 153V155H208V157L207 158H205L206 159V163H203V164H198V162L197 161H194V159H193V156H194V154L193 153H191L192 151L195 153V150L196 149H198V148H200V147H207L208 146V144H206V141L207 140H205L204 138L206 137H204L203 138V136H196V137H193V139L191 140L190 139V141H188L187 142V148H186V155H185V157H184V159H183V161H182V164L181 165H179V166H176V165H174L173 164V160L171 159V158H168V156H169V154H167V158H166V161H167V159L169 160V165H168V163L166 162H164L165 161V159L162 161L163 162V164H159L160 162H161V158H162V156L163 155H158V157L157 158H159V157H161L159 160H160V162L157 164V163H155V164H157V167H156V165L154 166L153 164V167H156V171L153 169V167L151 168L152 170L150 171V173H149V175H150V178L151 179H154V180H160L161 181V183H163L162 184V186H161V184H160V186L158 185V183H157V187H161L160 188V192H156V191H154V189H152L153 187L152 186H150V184L151 183H149V185L148 186H150V187H152V188H142V187H147V185L146 186H140L141 185V183H140V185H138V183H137V185H135V187L133 186V184H131V180H128V178H127V175L128 174H126V173H124V171H127L126 169H127V165H128V163H126L127 162V160H126V162L123 160V162L122 163H117V162H115L114 160H115V158L114 157H112V156H110V152H108V153H105V152H103L102 151V149H103V144H102V140L104 141L106 138H108L109 136H111L112 135V133L111 132H109V131H107V129H106V127H109L110 126V124L107 126H105V124H108V123H105L104 122V120H103V117H105V116H101V118H97V117H95L93 114H85V110H87L88 112H89V110L88 109H86V107L85 108H83L82 110H80V111H77V112H74L73 111V104H74V96L76 95L77 96V94H75V90H74V88H72V87H75V84H76V82H77V84H80V85H83V86H85V87H87V88H89L90 90L92 89H95L96 90V88H101V90H103V88H104V90L105 89H107L105 92L106 93H108V94H105V95H110L109 93H110V91H113L117 86L119 87L120 86V88H121V86H124V87H126V86H129V83H128V80H131L132 81V79H133V77H132V75L130 76L129 75V72L130 71H132V70H134V68L136 67V69H135V71H134V74H135V72H136V75H138V77H139V80H141V82H136V84H138V85H140L141 87L140 88H138V89H135L134 88V90H136L135 92H134V97H131V98H136L137 100L136 101H138L137 103H139L138 105H140L142 108H145V109H147V110H149L148 112H150V114L152 115H149L148 113V115L149 116H151L150 118H155L156 119V121H154L153 120V122H155V125L156 126H158V127H155L154 126V128H158L159 129V131H157L156 130V132H157V135H155L154 134V132H152V135H154L155 137H158V138H160V137H163L164 135H166V136H168V135H172L173 133H174V131H175V129H176V124L174 123V120L172 119V117H170V115H167L166 113H167V111H168V109L169 108H171V107H168V106H170L171 105V103L174 101L173 99H171V98H173V96L172 95H167V93L169 92V90L171 89V87H170V89L168 88V82L166 81V83H168V84H165V80H164V83L163 84H165L164 86H165V88L167 87L168 88V91H167V88L165 89V90H162V88H161V86L160 85H163V84H157V83H155V84H152V85H149L148 83V85H146V84H142L144 81H146V78L147 77H151V78H153V80H157V75L159 76V75H161L162 73H164V72H162L161 74L159 73V74H157L158 72H161V70L159 71H157V73H155L156 71V69H155V66H156V64L158 63V57L160 56V55H163V57H165V58H167V56L168 55H166L167 53H162V50H161V48L163 49V46L166 48V45L168 46V49L170 48L169 47V44H172V43H174V42H170V40H168V42H167V40L166 41H163L162 40V38L159 40L158 39V41L157 42H155L154 43V41L152 42L151 41V43L152 44H154L153 45V47H152V50L154 51V53H155V55H154V57L151 59L152 61V63H151V65H148L147 63H145V57H146V55H144L145 57H142L141 59L140 58H138V60H137V63H136V59H135V57H134V55H135V50L134 49H131V46H130V44H128V43H123V44H121V43H118L116 40H113L112 38L114 37L113 35L111 36V32L110 31H103L102 32V35L101 34H99ZM19 36V35H18ZM20 36H21V33H20ZM25 36H28L27 34L25 35H23V37H25ZM77 36V35H76ZM95 36V35H94ZM97 36V35H96ZM119 36V35H118ZM155 36V35H154ZM33 37V36H32ZM32 37H30V35H29V38H31L32 39ZM52 37H53V35H52ZM51 37V38H52ZM71 37V38H70ZM78 37V36H77ZM81 37V36H80ZM86 37H90L91 39L93 38V37H91L90 35H88V36H86ZM85 37V38H86ZM138 37V36H137ZM169 37V36H168ZM176 37V36H175ZM174 37V38H175ZM22 38V37H21ZM34 38V37H33ZM50 38V37H49ZM141 38V37H140ZM140 38H134V40H139ZM30 39V40H31ZM42 40H43V37L41 38ZM88 39V38H87ZM98 39H100V38H98ZM100 39V40H101ZM127 39V38H126ZM142 39H144V37H142ZM149 39V38H148ZM157 39V38H156ZM25 41H26V39H24ZM30 40H28V38H27V41L30 43ZM93 40V39H92ZM27 41L25 42V43H27ZM32 41V40H31ZM35 41H37L36 39H35ZM55 41V40H54ZM61 41H62V38H61ZM124 41H126V40H124ZM143 41V40H142ZM159 41H160V45H159ZM78 42V41H77ZM144 42V41H143ZM145 42L147 43V41H146V39H145ZM144 42V43H145ZM165 42H167L166 44H164ZM170 42V43H169ZM176 42V41H175ZM29 43H28V45H29ZM43 43H44V41H43ZM46 43V42H45ZM49 43V42H48ZM130 43V42H129ZM161 43H162V45H161ZM5 43H3V45H4ZM30 44H34V42L33 43H30ZM68 44V45H67ZM81 44H82V41H81ZM84 44V43H83ZM71 45V46H70ZM86 45L88 46L89 45V43L87 44V41H86ZM142 45H143V43H142ZM150 46H151V44H149ZM173 45V44H172ZM83 46V45H82ZM80 47V44H79V49L81 50V49H83V53H85L84 52V47ZM135 46V45H134ZM38 47V46H37ZM36 47V48H37ZM42 48V46H39L38 48H37V51L39 50V48ZM70 47V48H69ZM99 47H101V46H99ZM102 47V48H103ZM73 48H77L76 47V44H73ZM86 48V47H85ZM11 49V48H10ZM9 49V50H10ZM72 51H71V50ZM136 49V48H135ZM139 49V47L136 49L137 51H139L138 50ZM167 49V50H168ZM12 50V49H11ZM34 50H36V49H33V50H31V54L33 55V53L35 54V52L36 51H34ZM41 50V49H40ZM147 50V49H146ZM170 50H172V49H169V51ZM29 52L30 50H26V52ZM32 51H33V53H32ZM42 51V50H41ZM40 51V52H41ZM161 51V52H160ZM164 51V50H163ZM3 52V51H2ZM1 52V50H0V78L2 79V77L3 78H5V81H3V79H2V81H1V92H2V90L4 89V91L3 92H5V93H7V92H9V93H11V95L13 96V95H15L16 96V92H15V94H13L12 92H10V90H11V88L9 87L8 88V85H9V80L8 79H10L9 77H10V72L12 73H15V70H17L16 68H14V67H12V68H14L15 70H13L12 68H11V62H12V57H10L11 55V51H9V53L7 52V51H4V53H7V54H4V53H2ZM24 52H25V49H24ZM23 52V53H24ZM24 53V54H22V55H24L25 57L27 56V53ZM39 52V51H38ZM39 52V54H37L38 56L40 55V54H45V53H40ZM43 52V51H42ZM45 52H46V50H45ZM150 52V51H149ZM173 52V51H172ZM160 53V54H159ZM9 54V55H8ZM29 54V53H28ZM76 54L78 55V56H76ZM144 54H146V53H144ZM169 54V53H168ZM22 55H20V57L22 56ZM37 55H35V57L37 56ZM92 55V54H91ZM147 55H148V53H147ZM166 55V56H165ZM169 55H171V54H169ZM24 56H23V58H24ZM54 56V57H53ZM83 56H85V55H83ZM236 56V55H235ZM19 57V58H20ZM28 57L29 58H33L34 60L36 59V58H34V57H30L29 55H28ZM50 57H53V58H55V54L54 55H52V56H49V58ZM56 57V58H57ZM169 57V56H168ZM28 58V60H29V62L28 61H26L25 59H27V58H24V60L27 62V63H25V61L22 59V57H21V63H22V65H23V67L26 69V70H28L29 69V66L31 65V63H33V62H31V59H29ZM55 58V61L57 60V62L55 63V61L52 63L54 66H55V68L53 69V73L51 72V71H49V72H51V73H49L51 76L50 77H47L46 75L48 74L47 72V74L45 75V74H43V75H45V76H43L42 78L44 79H48V78H50V79H53L54 77H56L57 75H61V74H63L65 71H66V73L69 71L68 70V67L67 68H65V66H66V64H64V63H61L62 61L59 59L58 60V58L56 59ZM87 58V57H86ZM51 59V58H50ZM168 59V58H167ZM232 58H230V60H231ZM51 60H53V59H51ZM23 61H24V64H23ZM36 61V60H35ZM34 61V62H35ZM147 61V60H146ZM235 61V60H234ZM163 62V61H162ZM162 62L160 63V64H162ZM219 62V61H218ZM78 63H80L79 64V66H77V68L76 69H73L74 67V65H77ZM97 63L98 64H100L102 67H101V69H103L104 70V68H105V70L102 72V70H101V72L103 73L102 75H100L99 73H98V71H99V66L100 65H97ZM236 63V62H235ZM26 64H29V65H27L28 66V68L26 67V66H24V65H26ZM33 64H35V63H33ZM32 64V65H33ZM63 64H64V66H63ZM90 64H91V66H90ZM221 64H223L224 65V63H222V61H221ZM238 64V63H237ZM15 65V64H14ZM31 65V66H32ZM232 65V64H231ZM34 66V65H33ZM241 66V65H240ZM16 67V66H15ZM47 67V66H46ZM223 67V66H222ZM19 68V67H18ZM83 68L84 69H87V73H85V74H87V75H84L83 74V72L85 71H83ZM158 68V67H157ZM219 68H221V67H219ZM240 67H238V69H239ZM12 69V70H11ZM159 69V68H158ZM224 69V68H223ZM222 68H221V70H223ZM230 69V68H229ZM24 70V69H23ZM221 70H218V71H221ZM230 70H232V69H230ZM237 70V69H236ZM20 69L19 70H17L16 71V75L17 76H15L16 78L18 77V74H20ZM46 71V70H45ZM212 71V70H211ZM225 71V73H227L226 72V70H224ZM18 72V73H17ZM27 72H29V70L27 71ZM44 72V71H43ZM166 72V71H165ZM12 73V74H13ZM22 73L24 74V73H26V71H24V72H22L21 71V75H22ZM45 73V72H44ZM166 73H168V72H166ZM230 73H231V71H230ZM235 73V72H234ZM15 74H13V75H15ZM49 74H48V76H49ZM156 74V75H155ZM165 74V73H164ZM169 74V73H168ZM219 74V73H218ZM13 75H11V77L13 76ZM66 75V74H65ZM68 75V74H67ZM129 75V76H128ZM165 75H167V74H165ZM171 75V74H170ZM162 76V75H161ZM219 76V75H218ZM226 77L225 78H228V76H227V74L225 75ZM244 76V75H243ZM14 77V76H13ZM125 77H128V79H127V82H123L124 84L125 83H128L127 85H124L123 83H122V85H120V82L122 81V80H125L126 81V79H125ZM132 77V79H129V78H131ZM166 76H164L163 75V77L161 78L160 77V79H163V78H165ZM177 77V76H176ZM247 77V76H246ZM38 78V77H37ZM154 78H156V79H154ZM167 78V77H166ZM210 78V77H209ZM232 77H230L229 76V79H231ZM244 78H245V76H244ZM30 79H32V78H30ZM29 79V80H30ZM49 79V80H50ZM160 79H158V80H160ZM229 79H227V81H230ZM258 79V78H257ZM260 79V78H259ZM258 79V80H259ZM11 80V82H12V79H10ZM20 80V77H19V79H18V81ZM35 80H36V78H35ZM56 79H54V81H55ZM171 80H173L172 78H171ZM171 80H169V81H171ZM232 80V79H231ZM258 80H256V81H258ZM264 80V79H263ZM262 79H261V82H263V84H264V81H263ZM21 81H23V78H22V80ZM45 81H47V80H45ZM44 81V83H47V82H45ZM53 80L51 81H49L50 82V85H52V87H54L55 86V83H54V86H53V83L52 82H54ZM143 81V82H142ZM152 81V80H151ZM179 81H180V79H179ZM207 81V80H206ZM215 81V80H214ZM238 81V80H237ZM10 82V83H11ZM28 82L29 83H31L30 81H27V85H29L28 84ZM36 82V81H35ZM83 84H82V83ZM156 82V81H155ZM233 83L234 82V80H232V81H230V83ZM261 82H259V84L261 83ZM17 83V82H16ZM42 83V82H41ZM153 83V82H152ZM158 83H161V82H158ZM175 83V82H174ZM12 84V83H11ZM43 84V83H42ZM48 85H49V83H47ZM46 84V85H47ZM67 84V83H66ZM76 84V85H77ZM131 84V83H130ZM222 84V83H221ZM223 84L225 85L226 83H224L223 82ZM262 84V85H263ZM26 85V86H27ZM35 85V84H34ZM68 85V84H67ZM66 85V86H67ZM157 85H159L160 86V88H159V86H157ZM216 85V84H215ZM239 85V84H238ZM256 86H259V85H257V84H255ZM3 86H4V88H3ZM24 86H25V84H24ZM31 86V85H30ZM57 86H59L58 84H57ZM57 86H55L56 88H57ZM65 86V87H66ZM211 86V85H210ZM223 86V85H222ZM226 86H228V85H225V86H223L224 87V90L223 91H221V92H227L226 91V88H230V86L229 87H226ZM250 86V85H249ZM51 87V86H50ZM59 87H62L63 88V84H60V86ZM64 87V88H65ZM124 87H122L123 88V90H125L124 89ZM163 87V86H162ZM226 87V88H225ZM248 87V86H247ZM251 87H252V84H251ZM260 87V86H259ZM18 88V87H17ZM22 89L24 88L23 86L21 87ZM27 88H29L28 86H27ZM121 88V89H122ZM128 88V87H127ZM127 88H126V90H127ZM10 89V90H9ZM88 89V91H90ZM118 90H120L119 88H117ZM184 89V88H183ZM231 89V91H232V87L230 88ZM7 90H9V91H7ZM24 90H26V88L24 89ZM31 90V89H30ZM67 90V89H66ZM94 90V92H97V91H99V90H96L95 91ZM99 91V93L100 92H102V91ZM162 90V91H161ZM175 90V89H174ZM214 90V89H213ZM222 90V89H221ZM264 90V89H263ZM14 91H16V89L14 90ZM27 91V90H26ZM51 90H49V92H50ZM56 91H57V89H56ZM60 91H62V90H60ZM63 91H65V89L63 90ZM185 91V90H184ZM244 93H243V92ZM252 91V90H251ZM59 92V91H58ZM104 92V93H105ZM130 92H131V90H130ZM218 92V91H217ZM256 92H258V91H256ZM260 92V94L263 92L262 91V89H261V91H259ZM4 93V95H6ZM18 93V92H17ZM66 93H67V91H66ZM65 93V94H66ZM89 93V92H88ZM87 92H86V95L88 94ZM98 93V92H97ZM96 93V94H97ZM98 93V94H99ZM114 93L116 94V91L114 90L111 94H113L114 95ZM117 93H120V91H118ZM125 93V92H124ZM233 93H236V92H234L233 91ZM254 93V91L252 92V94ZM19 94V93H18ZM17 94V95H18ZM61 94H62V92H61ZM126 94H127V92H126ZM130 94V93H129ZM175 94V93H174ZM226 95H227V93H225ZM259 94V93H258ZM63 95V94H62ZM89 95V94H88ZM92 95V94H91ZM131 95V94H130ZM177 95V94H176ZM175 95V96H176ZM216 95V94H215ZM234 94H232V96H233ZM245 95V96H244ZM251 95V94H250ZM99 96H100V94H99ZM102 96V95H101ZM136 96V97H135ZM172 96V97H171ZM178 96V95H177ZM231 96V97H232ZM239 96V97H238ZM260 96V95H259ZM263 96H264V93L261 95V97L263 98ZM2 97V96H1ZM8 97V96H7ZM7 97H6V99H7ZM18 97H20V95H18ZM62 97V96H61ZM79 97V96H78ZM94 97V96H93ZM111 97V96H110ZM138 97V98H137ZM222 97V96H221ZM223 97H224V95H223ZM233 97H235V96H233ZM248 97H250V96H248ZM261 97H260V100H261ZM103 98V97H102ZM109 98V97H108ZM114 98H116V97H114ZM118 98V97H117ZM116 98V99H117ZM130 98V99H131ZM73 99V101H71ZM115 99V100H116ZM120 99V98H119ZM256 99V98H255ZM8 100H9V97H8ZM16 100V99H15ZM21 100V99H20ZM114 100V99H113ZM118 100V99H117ZM124 100V99H123ZM123 100H118L117 102V104H121L119 101H123ZM133 100V99H132ZM135 100V99H134ZM133 100V101H134ZM222 101H223V98L221 99ZM220 100V101H221ZM228 100H232V99H228ZM228 100H227V102H228ZM233 100L232 101H229L230 102V104H232V102H233ZM239 100H241V101H245V102H241V101H239ZM253 100H254V98H253ZM253 100H251V101H253ZM264 100V98L262 99V101ZM12 101L14 102V104L16 103L17 105H20L21 106V101H14L13 99H12ZM83 101V100H82ZM112 101V100H111ZM129 101V100H128ZM237 101V102H236ZM262 101H259V104H260V106L262 105V107H264V101L262 102ZM10 102V101H9ZM13 102H11V103H13ZM20 102V103H19ZM109 102V101H108ZM108 102H106V103H108ZM125 102V101H124ZM132 102V101H131ZM214 102V101H213ZM238 102H240V103H242L243 104V106H242V104H241V106H240V109L237 107V103ZM255 102H256V100H255ZM19 103V104H18ZM97 103V102H96ZM96 103H92V105L93 104H96ZM112 103V102H111ZM123 103V102H122ZM226 103V102H225ZM234 103V102H233ZM239 103V104H240ZM91 104V103H90ZM109 104L110 103H108V106H109ZM114 104H116V102H114ZM114 104H112V106L114 105ZM173 104H174V102H173ZM221 104H222V102H221ZM228 104V103H227ZM238 104V105H239ZM16 105V106H17ZM22 105H23V103H22ZM91 105V106H92ZM97 105V104H96ZM134 105V103L131 105V104H129V115H131V114H134L135 115V111H134V109L136 108V107H134L133 106ZM162 105L163 106H165V107H168V108H166V109H162V110H160L161 108L160 107H162ZM15 105H14V107H16ZM20 106H18V107H20ZM25 106V105H24ZM88 106V105H87ZM101 106V105H100ZM100 106H98L97 105V110L98 109H100V111H98V112H101L102 113V109H101V107ZM111 106V104H110V106L109 107H105L104 108V110L103 111H105V109H106V111H105V115H106V117L108 116V119L109 118H115L114 116H115V113H113L112 112V107ZM121 105H119V107H120ZM139 106V107H140ZM226 105L224 104V107H225ZM228 106H229V104H228ZM245 106V107H244ZM17 107V108H18ZM22 108L20 109L21 110V112L23 111L24 112V108H23V106H21ZM79 107V106H78ZM94 107V106H93ZM99 107V108H98ZM114 107H116V106H114ZM124 107V106H123ZM126 107V106H125ZM128 107V106H127ZM133 107H134V109H133ZM241 107H243L242 109H241ZM226 108V107H225ZM258 108V107H257ZM5 109H6V111H5ZM117 109V108H116ZM137 109V108H136ZM1 110H3V112L5 111V115L7 114V113H10L11 114V111H13V113H12V117H13V114L16 112V116L14 117L16 120L15 121H21L20 119H18L17 120V118L16 117H20L21 118V116H22V114L19 112L20 110H18V109H14V110H9V112H7V108H2V109H0V112H1ZM92 110H94V109H92ZM92 110H90V112H92V113H94ZM144 110V109H143ZM241 110V111H240ZM15 111V112H14ZM82 111V112H81ZM126 111V110H125ZM142 111V110H141ZM161 111H163V113L161 112ZM216 111V110H215ZM3 112H1L2 114H3ZM26 112V111H25ZM63 112V113H64ZM98 112H96V113H98ZM111 112L113 113L112 115H111ZM122 112H123V109H122ZM121 112V113H122ZM225 112H226V110H225ZM229 112V111H228ZM236 112V111H235ZM235 112H232V113H235ZM120 113V114H121ZM137 113V112H136ZM237 113V112H236ZM10 114L9 115H6L5 116V118H4V120H6V118L8 117H11L10 116ZM103 114V115H104ZM120 114H119V116H120ZM28 115V113L26 114V116ZM113 116V117H109V116ZM133 115V116H134ZM146 115V114H145ZM2 116V115H1ZM25 115H23V117H24ZM117 116V118H118V115H116ZM147 116V115H146ZM233 116V115H232ZM2 117H4V115L2 116ZM127 117V116H126ZM131 117H132V115H131ZM131 117H127V118H130L131 119ZM135 117V116H134ZM132 118V120L134 119V122L136 123V121H135V118ZM148 117V116H147ZM239 117V116H238ZM49 118V117H48ZM48 118H47V120H45V122H48L49 120H48ZM152 118V119H153ZM240 118V117H239ZM43 119V118H42ZM108 119H106V120H108ZM123 119V118H122ZM137 120H139V118L137 117L136 118ZM220 119V118H219ZM241 119V118H240ZM3 121V119H0V121ZM8 120H10V119H7L6 120V122L8 121ZM44 120V119H43ZM62 120V119H61ZM71 120H73V122L74 121H76V120H78L77 122L78 123H80V124H78V123H76V124H72V121ZM109 120H111V119H109ZM117 120V119H116ZM132 120H131V123H132ZM151 120V119H150ZM149 120V121H150ZM201 120V119H200ZM200 120H198V121H200ZM225 120V119H224ZM236 120V119H235ZM11 121V123H12V120H10ZM10 121H8V122H10ZM64 121V122H65ZM128 121H129V119H128ZM196 122V123H199V122ZM204 121H206V119L205 120H203V122ZM211 121V120H210ZM210 121L208 122L209 124H210ZM230 121V120H229ZM237 121V120H236ZM6 122H4V123H6ZM18 122V123H19ZM43 122V121H42ZM110 122H112V123H115V122H113V120L112 121H110ZM225 122V121H224ZM223 122V123H224ZM241 123V120H239L238 121V123H236V124H240ZM130 123V124H131ZM135 123H134V125H135ZM157 123V124H156ZM202 123V122H201ZM207 123V122H206ZM208 123L206 124L207 125V129H209L210 127L208 126ZM213 123H214V121H213ZM212 123V124H213ZM229 122H227L226 124H225V126L226 125H228V126H226V128L228 127V129H229V126L231 125H229L228 124ZM233 123V122H232ZM3 124V123H2ZM14 124V122L11 124V126H10V123L9 124H4V125H0V130H2L1 128H3L2 126H8V128H14L15 129V127H12V126H14L13 125ZM50 124V123H49ZM78 124V125H77ZM137 124H138V122H137ZM151 124V123H150ZM202 124H205V123H202ZM201 124V125H202ZM220 124V123H219ZM242 124V123H241ZM65 125V124H64ZM115 125V124H114ZM132 125V124H131ZM200 125V127H202ZM222 125V126H221ZM219 127H221V130H222V127L224 126V124H221ZM65 126V127H66ZM129 126V125H128ZM135 126H137V125H135ZM198 126V125H197ZM212 126H214V125H212ZM225 126H224V128H223V130L222 131H225L226 132V128H225ZM113 127V126H112ZM111 127V128H112ZM203 127H204V125H203ZM202 127V128H203ZM233 127H234V123H233ZM239 127H241V126H239ZM245 127V126H244ZM6 128V127H5ZM4 128V129H5ZM18 128V127H17ZM120 128V127H119ZM131 128V127H130ZM232 128V127H231ZM246 128V127H245ZM3 129V130H4ZM204 130L206 129V128H203ZM7 131H9L8 132V134L10 135L9 137H10V139L12 138L11 137V133H10V129H6ZM6 130H4L5 132H7ZM147 130V129H146ZM154 130V129H153ZM199 130H200V128H199ZM202 130V129H201ZM211 130V134H212V129L210 128L209 129V131ZM219 130V129H218ZM221 130H219V131H221ZM15 131V130H14ZM47 131V130H46ZM206 131V133L207 132H209V131H207V130H205ZM214 131H216L215 129H214ZM228 131V130H227ZM252 131H250V133L252 132ZM16 132H18L17 130H16ZM40 132V131H39ZM123 132H127V129H126V131H123ZM230 132V131H229ZM228 132V133H229ZM231 132H232V130H231ZM241 132H242V134H241ZM29 133V132H28ZM30 133H32V132H30ZM46 133V132H45ZM195 133H199V132H195ZM203 133H205V132H203ZM220 133V132H219ZM6 135L5 136H7L8 137V134L7 133H5ZM35 134V133H34ZM122 134V133H121ZM200 134V133H199ZM198 134V135H199ZM201 134H202V132H201ZM208 134V133H207ZM210 134V133H209ZM211 134L209 135L210 136V138H212L211 137ZM214 134V133H213ZM216 134V133H215ZM230 134H232V133H230ZM248 134H249V132H248ZM252 134V133H251ZM1 136V138H2V135H3V133L2 134H0ZM16 135H19V134H16ZM20 135H22V134H20ZM26 135V134H25ZM25 135H24V137H25ZM28 135H30V134H28ZM115 135V134H114ZM127 135V134H126ZM228 135V134H227ZM226 135V133L225 134H222V133H220L217 137H216V139H217V141L219 142H216L215 141V143H218V145L220 146V148H221V143L222 142H225V143H222V145L223 146H225V145H229V143H228V141H229V138H228V136ZM254 135V134H253ZM23 136V135H22ZM30 136H32V134L30 135ZM42 136V135H41ZM40 136V137H41ZM53 136V135H52ZM51 136V137H52ZM117 136V135H116ZM215 136V135H214ZM233 136V135H232ZM32 137H34V136H32ZM51 137L48 139V142H49V140H50V143H52L51 141L53 140L54 142L53 143H58V141H55L56 140V138H52V140H51ZM119 137V136H118ZM120 137H121V135H120ZM208 137V136H207ZM229 137H231V135L229 136ZM235 137V136H234ZM233 137V138H234ZM16 138H18V137H16ZM27 138V137H26ZM202 138V139H201ZM209 138V137H208ZM28 139V138H27ZM27 139H22V141L24 140H26L27 141ZM45 139V138H44ZM43 139V140H44ZM117 139V138H116ZM122 139V138H121ZM231 139H232V137H231ZM231 139H230V141H231ZM241 139H239V140H241ZM12 140H13V138H12ZM12 140H11V143L13 144V142H12ZM19 142H20V140H19V138L17 139ZM30 140V139H29ZM47 140V139H46ZM45 140V141H46ZM58 140V139H57ZM189 140V139H188ZM213 142H214V139L212 138L211 139ZM221 140H222V142H221ZM228 140V141H227ZM234 140V139H233ZM1 141L2 142H4V139L2 138L1 139ZM7 141H9V140H7V138H6V141L4 142V143H7ZM14 141V140H13ZM32 141V140H31ZM110 141H112V140H110ZM110 141H109V143H110ZM120 141V140H119ZM125 141H126V139H125ZM187 141V140H186ZM208 141H209V139H208ZM229 141V142H230ZM38 142V141H37ZM128 142V141H127ZM209 142H211V141H209ZM227 142V143H226ZM44 143V142H43ZM53 143L52 144H49V147L47 146V148H50V149H47V148H45L47 151L46 152H48V150H53L54 148H53ZM70 144L69 145H71V143H73V142H69ZM105 143H106V140H105ZM108 143V144H109ZM208 143V142H207ZM9 144H10V141H9ZM74 144V143H73ZM107 144V145H108ZM126 144V143H125ZM7 145V144H6ZM16 145V143L14 144V146ZM21 145H23L24 146V142H23V144H22V142H21ZM112 145H113V142H111V144L109 145V146H111L112 147ZM207 145V146H206ZM11 146V145H10ZM14 146H11V147H14ZM17 146V145H16ZM114 146V145H113ZM231 146H232V143H231ZM10 147V148H11ZM25 147V146H24ZM46 147V146H45ZM71 147L72 146H70V149H71ZM185 147H186V145H185ZM210 146H208L206 149H208ZM226 147H228V146H226ZM14 148H16V149H23V148H20L19 146H18V148L17 147H14ZM224 149H225V147H223ZM27 149V148H26ZM57 149V151L59 150L58 148H56ZM205 148H201V150H204ZM227 149H228V151H227ZM24 150V149H23ZM22 150V151H23ZM41 150V149H40ZM104 150V149H103ZM115 150V149H114ZM218 150H220L219 148H218ZM233 150V151H232ZM0 151L2 152L3 150L2 149H0ZM7 151H9V150H7ZM11 151H12V149H11ZM17 151V150H16ZM27 151V150H26ZM39 151V150H38ZM44 151V150H43ZM42 151V152H43ZM57 151L55 152V154H53V155H57L56 153H57ZM198 151V150H197ZM200 151V150H199ZM232 151V152H231ZM31 152V151H30ZM45 152V151H44ZM43 152V155H44V158H45V154H48L49 156H51V152H50V154H49V152L48 153H44ZM59 152H63L62 150H59L58 151V153ZM10 153V154H9ZM12 153H14V152H12ZM12 153L11 152H8V154H7V156L9 157L10 155H12ZM15 153H17V152H15ZM14 153V154H15ZM23 153V152H22ZM21 153V154H22ZM26 153V152H25ZM39 153H40V151H39ZM67 155H68V153L67 152H65ZM64 153V155H63V157H65V156H67L66 154ZM121 153V152H120ZM206 153H205V155H206ZM1 154V153H0ZM40 154H42V153H40ZM39 154V155H40ZM115 154V153H114ZM198 154V153H197ZM5 155V154H4ZM15 155H17V154H15ZM119 155H121V154H119ZM196 155V154H195ZM200 155V154H199ZM199 155H196V156H198L199 157ZM203 155V154H202ZM205 155H204V157H205ZM206 155V156H207ZM12 156H14V155H12ZM34 156H36V155H34ZM49 156L47 157L48 158V160L49 161H54V162H56V159L57 158H53V156H51L52 158H49ZM60 156H62V155H60ZM115 156H118V153L115 155ZM196 156H194L195 157V160H198V159H200V158H197L196 159ZM217 156L218 155H216V158H217ZM18 157V158H17ZM17 157H14V158H16L17 160H18V162H20V158H19V156L17 155ZM20 157H21V155H20ZM22 157H24V155L22 156ZM28 157V159L30 158L29 156H25V159H23V160H27L26 158ZM43 157V156H42ZM57 157V156H56ZM62 157V158H63ZM68 157V156H67ZM166 157V156H165ZM2 158V157H1ZM0 158V159H1ZM12 158V157H11ZM37 158V157H36ZM35 158V159H36ZM38 158H39V156H38ZM47 158H45V159H47ZM122 158V157H121ZM203 158V157H202ZM13 159V158H12ZM41 159H43V158H41ZM44 159V160H45ZM125 159V158H124ZM207 159H208V162H207ZM2 160V159H1ZM30 160V159H29ZM58 160V159H57ZM204 159H202V161L201 162H204L203 161ZM22 161V160H21ZM28 161V160H27ZM26 161V162H27ZM37 163H39V164H41L40 162L41 161H43V160H41V161H39L38 159H36L35 160ZM61 161V160H60ZM120 161V160H119ZM214 161V162H213ZM2 163H5V162H3V160L1 161ZM9 162V161H8ZM22 162H24V161H22ZM29 162V161H28ZM30 162H31V160H30ZM44 162H46V161H44ZM44 162H42V163H44ZM53 162V163H54ZM73 162V161H72ZM83 162V164L81 165L80 163H82ZM150 161H148V163H149ZM60 163V162H59ZM74 163V162H73ZM72 163V164H73ZM147 163V162H146ZM148 163L146 164V166L148 165ZM171 163H172V165H171ZM20 164H21V162H20ZM24 164V163H23ZM23 164H21V165H23ZM26 165H27V163H25ZM45 164V163H44ZM49 164V163H48ZM51 164V165H50ZM49 165L50 166H48L47 164H45V167H48V169L47 170H49V167L51 168V166H52V163H50ZM58 164V163H57ZM64 163H62V165H63ZM71 164V165H72ZM74 164H76V163H74ZM167 164V166H165ZM55 165V164H54ZM59 165H61V164H59ZM129 165H131L130 163H129ZM151 165V164H150ZM41 166V165H40ZM57 165H55L54 167H56ZM64 166H65V164H64ZM73 166V165H72ZM85 166V167H84ZM137 166V165H136ZM145 166V165H144ZM36 167V166H35ZM34 167V168H35ZM53 167V168H54ZM65 167H67L66 169H68L67 171V174L68 175H70V174H72V170L71 169H69V167H70V164L68 163ZM133 167H134V165H133ZM29 168V167H28ZM41 168H42V166H41ZM146 168V167H145ZM27 169V168H26ZM74 169H76L77 170V167L76 166H74ZM144 169V168H143ZM150 170L148 167L145 169V170ZM16 171H20L21 169H19V168H17V169H15ZM59 170V168H57L56 170H54L53 169V171H58ZM62 170H65V169H61L60 168V170L58 171V174H59V172L61 173L62 172ZM79 170H77V171H79ZM144 170V171H145ZM18 171V172H19ZM26 170H24V172H25ZM29 171V170H28ZM43 171V170H42ZM52 170L50 169L49 170V172H51ZM72 171V172H71ZM84 171V172H85ZM121 171H123V173H120ZM27 172V171H26ZM32 172H34V171H32ZM31 172V173H32ZM44 172V171H43ZM46 172V171H45ZM64 172V171H63ZM62 172V173H63ZM145 172H147V171H145ZM38 174H39V172H37ZM55 173V172H54ZM62 173H61V175H62ZM140 173H142V172H140ZM22 174V173H21ZM30 174V173H29ZM36 174V173H35ZM80 174V173H79ZM78 174V175H79ZM82 174V173H81ZM81 174H80V176L79 177H81ZM84 174V173H83ZM143 174V176H144V173H142ZM24 175H27V174H24ZM32 175H34L33 173L31 174V175H29L30 177L32 176ZM63 175H64V173H63ZM62 175V176H63ZM73 175V174H72ZM71 175V176H72ZM86 175V176H87ZM94 175V176H95ZM146 175V174H145ZM149 175H146L147 177H149ZM55 176H56V174H55ZM67 176V175H66ZM141 176V175H140ZM146 176H145V178H146ZM72 177H74V175L72 176ZM32 178H34V176L33 177H31L30 178V180L32 179ZM74 178H76V180H73L74 182L73 183H77V179H79L78 178V176L77 177H74ZM84 178V179H83ZM83 178H81L80 180H81V182H83L85 179H87V177L85 178V177H83ZM140 178V177H139ZM27 180H29L28 178H26ZM68 179H69V177H68ZM67 179V180H68ZM83 179V180H82ZM147 179H149V178H146V180ZM150 179V180H151ZM27 180H25V182L27 181ZM33 180V179H32ZM35 180V179H34ZM60 180V179H59ZM67 180H65L64 181V178H63V181L64 182H66L65 184H66V186H68V188H66V186H63V188H62V186H61V190H64V192H66V189H67V191H69L70 190V186L67 184ZM93 180H95V179H93ZM98 179H96V182H99V181H97ZM141 180V182H142V179H140ZM143 180H145V179H143ZM36 181V180H35ZM35 181H31V183L33 182H35ZM58 181V180H57ZM69 182H70V179L68 180ZM88 181V180H87ZM87 181H84V184H85V182H86V185H88V183H87ZM148 181V180H147ZM80 181H78V183H79ZM80 182V183H81ZM100 182V183H101ZM138 182H140L139 180H138ZM151 182H153V181H151ZM58 183V182H57ZM62 183V181H60V184ZM94 183V182H93ZM93 183H91V185L93 184ZM177 183H182V184H184V183H187V185L185 186V190L183 191V190H180L181 191V193L178 195V193L177 194H171V192H169L170 190L168 189V188H171V190L174 188L173 186L174 185H176L177 186ZM26 184H27V182H26ZM70 184V183H69ZM83 184V183H82ZM83 184V185H84ZM58 185H59V183H58ZM62 185V184H61ZM86 185H85V187H86ZM151 185H153V184H151ZM164 185H166V187H164ZM28 186H30V185H28ZM93 186V185H92ZM80 187L82 188H84V186H81L80 185ZM91 187V186H90ZM90 187H89V189H90ZM97 188H96V190H95V188L94 187H92V188H94V189H90V191H94V193L96 192V191H98V186H96ZM100 187V188H101ZM156 187V188H157ZM178 187H180V186H178ZM183 187V186H182ZM39 188V187H38ZM66 188V189H65ZM155 188V187H154ZM158 188V189H159ZM162 188H164L163 189V191H167L168 190V192H161L162 190ZM184 188V187H183ZM178 189V188H177ZM31 190V189H30ZM35 190H37L36 189V187H35ZM35 190L33 191L34 192V194H37V199H39L38 198V196H40V194L38 195V193H35ZM99 190H101V189H99ZM40 192L41 193V190H37V192ZM123 191V192H122ZM179 191V192H180ZM64 192L63 193H61V192H59V193H61V194H63L64 195ZM58 193V194H59ZM70 193H71V190H70ZM93 193V194H94ZM113 193H111L112 194V196L111 197H113ZM170 193V194H169ZM33 194V193H32ZM59 195L58 197H62V195ZM68 194V192L63 196L65 199H61V198H59V199H61L60 200V202L63 200H65V201H69L70 199H69V197L70 196H74L73 195V193H72V195H70L69 196V194ZM99 194V193H98ZM129 194V193H128ZM127 194V195H128ZM43 195V194H42ZM41 195V196H42ZM56 195H57V193H56ZM55 195V196H56ZM67 195V196H66ZM95 195V197L97 196V194L95 193L94 194ZM102 194H100V196H101ZM124 195H126V194H124ZM177 195V196H176ZM33 196V195H32ZM99 196V195H98ZM97 196V197H98ZM99 196V197H100ZM129 196H130V194H129ZM129 196L127 197V199H129L130 200V198H131V196H130V198H129ZM30 197V196H29ZM57 197V198H58ZM66 197H68L67 199H66ZM103 197H105V195L103 196ZM35 197H34V199H36ZM55 198V197H54ZM73 198V197H72ZM109 198V197H108ZM107 198V199H108ZM114 199L113 200H115V199H118V198H115V197H113ZM33 199V198H32ZM44 199V198H43ZM69 199V200H68ZM100 199V198H99ZM103 199V198H102ZM104 199H106V197L104 198ZM119 199H120V197H119ZM118 199V200H119ZM122 199H124V198H122ZM27 200V199H26ZM118 200H116V201H118ZM121 200V199H120ZM32 201V200H31ZM37 201V200H36ZM53 201H56V202H59V200L57 201V199H54ZM64 201V202H65ZM99 201V200H98ZM124 201H125V199H124ZM35 202V201H34ZM33 202V203H34ZM51 202V201H50ZM59 202V203H60ZM121 202H122V200H121ZM121 202H119V203H121ZM128 202V201H127ZM25 203H26V201H25ZM29 203V202H28ZM102 203V202H101ZM113 202H111L110 201V205H113L112 204ZM131 203V202H130ZM30 204V203H29ZM28 204V205H29ZM41 204H43V203H41ZM65 204H66V202H65ZM125 204V203H124ZM123 204V205H124ZM26 205H27V203H26ZM45 205V204H44ZM102 205H103V203H102ZM30 206H31V204H30ZM60 206H62V205H60ZM109 206V204L107 203V207ZM115 206V205H114ZM126 206V205H125ZM124 206V207H125ZM128 206H129V203H128ZM26 207V206H25ZM33 207V206H32ZM35 207V206H34ZM33 207V208H34ZM111 207V206H110ZM120 207V206H119ZM157 207H158V209H159V211H157ZM31 208V207H30ZM30 208H27V209H30ZM112 208L113 209H116L115 207H113L112 206ZM127 208V207H126ZM129 208V207H128ZM17 209V208H16ZM15 209V211H17ZM21 208H18V210H20ZM27 209H25V212L27 211ZM120 209V208H119ZM131 209V208H130ZM33 209L31 208L30 209V211H32ZM37 210V209H36ZM35 210V211H36ZM117 210V209H116ZM127 210V209H126ZM8 211H9V209H8ZM12 210V208H11V211H9L8 212V214H6L7 216L9 215V217H11V216H16V214L14 213V215L12 214L13 212H15V211H13ZM24 211V210H23ZM110 211H112V210H110ZM119 211H122V210H118L117 211V213H118V217L120 216V213H119ZM128 211V210H127ZM131 211V210H130ZM10 212H12V213H10ZM146 213L145 215L146 216H148L149 218V220H151V221H154L155 223H153V225H151V224H147V223H143V222H145L144 220H142L143 218H142V216L144 215V213ZM17 213V215H18V213H19V215L20 216H22L21 215V211H18V212H16ZM24 213V212H23ZM28 212H26V214H27ZM116 212H114V215H116L117 214ZM143 213V215H141ZM26 214H25V217H26ZM148 214V215H147ZM11 215V216H10ZM32 216L33 215V217H34V215L35 214H28V216ZM124 215H125V213H124ZM144 215V216H145ZM27 216V217H28ZM122 216V215H121ZM127 216H128V212H127ZM126 215H125V217H126V219L128 218H130L129 216L127 217ZM145 216V217H146ZM23 218H24V216H22ZM37 217V216H36ZM51 217V216H50ZM21 218V217H20ZM29 218V217H28ZM28 218H27V220H28ZM32 218V217H31ZM52 218V217H51ZM124 218V217H123ZM142 218V219H141ZM14 219V218H13ZM35 219V218H34ZM46 219V218H45ZM59 219V218H58ZM125 219V218H124ZM23 220V219H22ZM33 220V219H32ZM57 220V219H56ZM130 220V219H129ZM145 220H147V218L145 219ZM17 221H18V219H17ZM24 221V220H23ZM122 221V220H121ZM127 221V220H126ZM22 222V221H21ZM27 222V221H26ZM30 222H32L31 220H30ZM34 222V221H33ZM69 222V221H68ZM115 222H117V221H115ZM22 223H25V222H22ZM29 223V222H28ZM78 223V222H77ZM27 224V223H26ZM66 224H68V223H66ZM73 224V223H72ZM155 224V225H154ZM70 228H71V226H70ZM81 228V227H80ZM73 231V230H72ZM80 231V230H79ZM48 232V231H47ZM70 233H72V232H70ZM77 233H81V231L80 232H77ZM84 234H85V232H84ZM84 234H82V236L84 235ZM74 235V234H73ZM71 236V235H70ZM76 236H78V235H76ZM168 236H170V237H168ZM79 237L80 236H78L77 238L79 239ZM84 238H85V236H83ZM178 237V238H177ZM28 238V237H27ZM66 238V237H65ZM70 238V237H69ZM81 238V237H80ZM168 238H170L169 240H168ZM29 240H32V239H29ZM69 240V239H68ZM73 240H74V238H73ZM85 240V239H84ZM57 241V240H56ZM61 241V240H60ZM143 241H145L146 243L145 244H143L144 242ZM165 241H166V239H165ZM34 241L32 240V247L34 248V250L36 249L37 250V248H38V244H36V242H34ZM58 242V241H57ZM76 242H79V244H81L80 242L81 241H77L76 240ZM84 242V241H83ZM82 242V244H84ZM87 242L89 243V240H87ZM87 242H85V243H87ZM31 243V242H30ZM61 243V242H60ZM67 243H68V241H67ZM88 243L87 244H84V245H88ZM140 243V244H141ZM170 243H172V240L170 241ZM169 243V244H170ZM180 243V244H179ZM25 244H26V241H25ZM69 244V243H68ZM138 245L139 246V249H140V246L141 245ZM171 245V249H172V246H174V245ZM27 245H29L28 243H27ZM26 245V248H28V250H30L31 248H30V245L29 246H27ZM70 245V244H69ZM132 245H134V244H132ZM177 245V246H176ZM34 246H36V247H34ZM134 246H136V245H134ZM65 247V246H64ZM77 247V246H76ZM86 247L87 246H85V249H86ZM175 247H173V248H175ZM66 248V247H65ZM79 248H81V247H79ZM180 248V249H181ZM71 249H72V247H71ZM74 249V248H73ZM82 249V248H81ZM145 250V249H144ZM31 251L32 252H35V251H33V249H31ZM31 251H27V252H31ZM73 251V250H72ZM71 251V252H72ZM134 251V250H133ZM141 251H143V250H141ZM145 251H148V250H145ZM63 252V251H62ZM67 253V252H66ZM152 253H154V252H152ZM174 253V252H173ZM172 253V254H173ZM73 254V253H72ZM81 254V253H80ZM175 254V253H174ZM226 254V253H225ZM167 255H169V254H167ZM166 255V256H167ZM171 255V254H170ZM179 255V254H178ZM177 255V256H178ZM78 256V255H77ZM82 256V255H81ZM85 256V255H84ZM176 256V255H175ZM224 256V255H223ZM155 257H156V255H155ZM155 257H153L152 258V260H154V258ZM168 257V256H167ZM226 258H228L227 256H225ZM86 259V258H85ZM101 259V258H100ZM156 259V258H155ZM157 259H162V257L160 258H157ZM102 260V259H101ZM152 260H150L151 261V264H154L153 262L155 261H152ZM180 260V259H179ZM162 261V260H161ZM163 261H165L167 264H169V262H167V260H163ZM101 262H103V261H101ZM231 262H229V263H231ZM155 263H159V262H155ZM162 263V262H161ZM160 263V264H161ZM163 264V263H162ZM165 264V263H164ZM171 264H173L172 262H171ZM182 264V263H181ZM187 264V263H186Z\"/></svg>","mask_w":264,"mask_h":264}]
</instances>
